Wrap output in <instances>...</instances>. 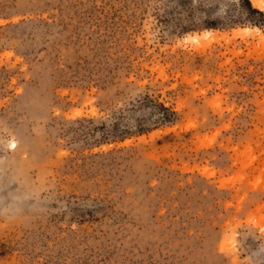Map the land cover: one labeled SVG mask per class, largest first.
I'll return each mask as SVG.
<instances>
[{
    "label": "rangeland",
    "instance_id": "374dc122",
    "mask_svg": "<svg viewBox=\"0 0 264 264\" xmlns=\"http://www.w3.org/2000/svg\"><path fill=\"white\" fill-rule=\"evenodd\" d=\"M261 35L243 0H0V264H264Z\"/></svg>",
    "mask_w": 264,
    "mask_h": 264
},
{
    "label": "trees",
    "instance_id": "16d2710c",
    "mask_svg": "<svg viewBox=\"0 0 264 264\" xmlns=\"http://www.w3.org/2000/svg\"><path fill=\"white\" fill-rule=\"evenodd\" d=\"M243 1L248 5L249 10L252 14H256V15L264 17V14H262V12H259L256 9H252L250 2L248 0H243ZM158 107L166 113V116L162 118V123H171L174 121L175 116H176L175 113L171 112L169 109L165 108L163 105H159ZM138 127L139 128H136L137 130L135 133L141 135V134L148 132V129L143 128L142 126H138ZM118 128H119L118 125H115L114 131H113V133L116 135L114 136L115 139L123 140L126 136H130L133 133L128 129L119 130Z\"/></svg>",
    "mask_w": 264,
    "mask_h": 264
},
{
    "label": "bare ground",
    "instance_id": "6f19581e",
    "mask_svg": "<svg viewBox=\"0 0 264 264\" xmlns=\"http://www.w3.org/2000/svg\"><path fill=\"white\" fill-rule=\"evenodd\" d=\"M257 6H258L259 9H262V8L264 7V3L262 4L261 2H258ZM241 31H243V30H241ZM246 31H247V30L244 31L245 34L248 33V32L246 33ZM209 33H210V32H209ZM235 35H236V34H235ZM199 36H200V35H199ZM200 37H201V36H200ZM208 37H210V36H208ZM259 38H260V41L264 42V36L261 35V37H259ZM196 39L199 40V38H196Z\"/></svg>",
    "mask_w": 264,
    "mask_h": 264
},
{
    "label": "snow or ice",
    "instance_id": "6c2138e0",
    "mask_svg": "<svg viewBox=\"0 0 264 264\" xmlns=\"http://www.w3.org/2000/svg\"><path fill=\"white\" fill-rule=\"evenodd\" d=\"M262 3H264V0H261Z\"/></svg>",
    "mask_w": 264,
    "mask_h": 264
}]
</instances>
